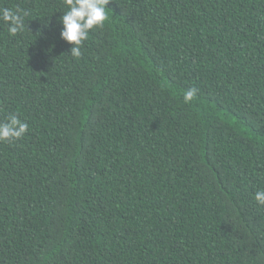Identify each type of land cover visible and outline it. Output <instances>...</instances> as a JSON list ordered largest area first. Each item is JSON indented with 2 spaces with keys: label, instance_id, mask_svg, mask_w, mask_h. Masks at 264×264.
<instances>
[{
  "label": "trees",
  "instance_id": "16d2710c",
  "mask_svg": "<svg viewBox=\"0 0 264 264\" xmlns=\"http://www.w3.org/2000/svg\"><path fill=\"white\" fill-rule=\"evenodd\" d=\"M4 7L0 264H264V0H110L79 59L64 0Z\"/></svg>",
  "mask_w": 264,
  "mask_h": 264
},
{
  "label": "clouds",
  "instance_id": "9594fccd",
  "mask_svg": "<svg viewBox=\"0 0 264 264\" xmlns=\"http://www.w3.org/2000/svg\"><path fill=\"white\" fill-rule=\"evenodd\" d=\"M67 11L60 18L63 25L61 38L72 45L70 56L79 59L82 56L83 42L90 30L102 28L108 19L107 5L110 0H64ZM28 13L22 9L13 11L0 8V20L7 26L8 33L16 36L25 28L24 18ZM196 88L187 89L183 94L184 103L188 104L197 96ZM29 125L16 115H10L7 122L0 123V142L19 140L28 131ZM258 204L264 205V190L254 194Z\"/></svg>",
  "mask_w": 264,
  "mask_h": 264
}]
</instances>
